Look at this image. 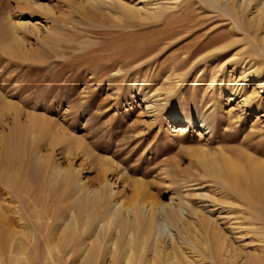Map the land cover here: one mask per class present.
Listing matches in <instances>:
<instances>
[{
    "label": "rangeland",
    "instance_id": "374dc122",
    "mask_svg": "<svg viewBox=\"0 0 264 264\" xmlns=\"http://www.w3.org/2000/svg\"><path fill=\"white\" fill-rule=\"evenodd\" d=\"M156 3L173 17L148 25L125 11L146 16ZM255 45L206 0H0V100L17 110L0 101V137L37 117L43 128L33 131L45 136L29 145L40 141L88 187L107 175L118 193L110 201L166 204L176 193L218 223L238 256L254 252L249 206L200 162L264 160V50Z\"/></svg>",
    "mask_w": 264,
    "mask_h": 264
},
{
    "label": "bare ground",
    "instance_id": "6f19581e",
    "mask_svg": "<svg viewBox=\"0 0 264 264\" xmlns=\"http://www.w3.org/2000/svg\"><path fill=\"white\" fill-rule=\"evenodd\" d=\"M206 1L252 33L256 45L264 50V0ZM159 4L146 16L135 8L125 11L131 19L148 25L167 22L173 15ZM176 24L159 35L162 44L174 37ZM226 40H210L198 50L219 47ZM0 101L8 112L16 110L13 102ZM36 118L31 123L43 128L42 120ZM34 126L19 123L0 137V194L5 196L0 203V264H264V160L253 157L238 164L223 153L220 159L199 161L207 177L225 192L237 193L244 206H249L250 221L257 227V248L238 256L218 223L207 212L184 204L176 193L166 204L137 198L132 203H114L110 199L118 193L115 183L107 181V173L96 187H88L77 173L56 165L40 141H34V148L29 145V139L38 134ZM213 201L228 206L226 197Z\"/></svg>",
    "mask_w": 264,
    "mask_h": 264
}]
</instances>
